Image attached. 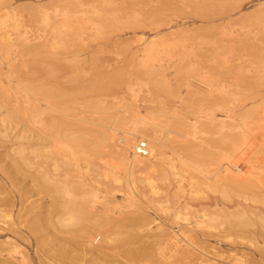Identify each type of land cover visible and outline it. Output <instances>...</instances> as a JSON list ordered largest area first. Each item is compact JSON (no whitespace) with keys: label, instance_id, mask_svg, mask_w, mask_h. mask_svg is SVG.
I'll return each mask as SVG.
<instances>
[{"label":"rangeland","instance_id":"obj_1","mask_svg":"<svg viewBox=\"0 0 264 264\" xmlns=\"http://www.w3.org/2000/svg\"><path fill=\"white\" fill-rule=\"evenodd\" d=\"M198 88L203 121L178 138L174 107ZM34 89L53 93L45 98ZM32 103L38 115H25ZM50 122L57 129L49 133L43 125ZM228 132L240 134L238 147L220 138ZM100 135L109 146L72 139ZM226 159L230 167L258 168L255 181L262 183L247 194L230 188L229 198L212 191L208 182L214 185ZM263 174L264 0H0V264L129 263L117 240L86 236L74 225V214L55 196L59 188L88 200L91 215L82 226L105 214L145 213L152 223L139 229V247L176 233L158 253L187 244L172 213L189 192L192 209L217 199L234 206L236 233L205 243L204 263L264 264V221L253 216L250 227L234 228L237 207L264 212V202L255 200L264 199ZM93 242L111 256L95 260Z\"/></svg>","mask_w":264,"mask_h":264},{"label":"bare ground","instance_id":"obj_2","mask_svg":"<svg viewBox=\"0 0 264 264\" xmlns=\"http://www.w3.org/2000/svg\"><path fill=\"white\" fill-rule=\"evenodd\" d=\"M39 49L40 48H35L34 50H32V49L28 48L27 51H29V52L33 51V52L38 53ZM196 82L198 83V81H195V83ZM199 83L202 84L203 82L200 81ZM200 84H198V85L196 84V85L200 87ZM204 85H206V83H204ZM207 86L208 85H206V87ZM193 87H192V89H194ZM211 87H208L207 89L209 90V88H211ZM207 89L205 88V90H207ZM214 89H215V87H214ZM33 91L36 94H41L45 98H51L52 93H53L52 90H44V89H42V90L34 89ZM200 91L198 88V90L196 89V91L194 90V92L191 91L189 95L184 96L185 95L184 94L180 98H178L179 102L174 107V115H173L174 124H172L173 126H175V127H173V128H175V130H172V131H174L175 136L178 138L182 139V138H185L186 135L188 136L189 135L188 133L190 132V131L188 132V130L195 128L196 125H198L199 123H201V121H203V120H201L203 111L201 110L202 100L199 97V95H201ZM209 92L212 94L211 90ZM219 92L221 94L220 90H219ZM204 93H206V92H204ZM213 94H215V93H213ZM213 94H212V97H214ZM227 94H228V92L225 93L224 96L227 98V101H228V99H230V98L227 96ZM178 96H176V97H178ZM202 96H205V95H202ZM207 96L211 97V95L210 96L207 95ZM216 96H218V93H216ZM221 97H222V95H221ZM223 97H222V100L224 99L226 101V98L225 97L223 98ZM74 99L75 98H73L72 101ZM218 99H219V96H218ZM37 101H38V99H37ZM216 101H217V99H216ZM22 110L23 111H21V108H20V111L18 110V112H19L20 116L23 117L21 112H24L25 108ZM29 111L38 115V113L40 111L39 105L38 104L34 105L32 103V106L30 107V109L28 108V111L25 112V115L27 114V112L29 113ZM31 112L29 114H31ZM244 112L245 111H243V113H242L243 117H244V115L247 116L246 114H244ZM14 113H17V110ZM13 114L10 112V114L8 113V116L12 119L14 117L16 118V116H18L16 114H14L15 116H12ZM229 115H232V114L229 113ZM229 115H228V117H229ZM236 115L239 116L238 113ZM20 116H18V118H20ZM15 118L13 120H15ZM206 119L212 123H216V120H217V119H215V114H212V113L207 114ZM173 121H171V123H173ZM205 122H203V123H205ZM208 122H207V125L210 124V123L208 124ZM248 122H249V120H248ZM233 125H235V124H233ZM254 125H252V126H254ZM43 128L48 130V132L50 133V132H53L55 129H57V124H55L54 122H50V124H48L47 126H46V124H44ZM233 128H235V127L233 126ZM152 131H154V130L152 129ZM230 134H231L230 132L222 134L220 138L223 139L224 143L230 144L229 146L233 149V148H235V146H237L236 144L238 143V138H239L240 134L238 135V134H235L234 132H233V134H235V135H233V134L230 135ZM236 135H238V137ZM173 138H175V137H173ZM72 139H74L75 141H78L79 144H81V145H93L96 148H100L102 145L109 146L111 143V140L107 136L104 137L102 135L97 136L94 139L89 138L88 136L87 137L86 136H72ZM174 142H176V141H174ZM114 145H115L114 149H118V145L117 144H114ZM141 149H143V148H141ZM259 149L260 150H258V151H263V150H261V148H259ZM120 151L122 152L124 157L128 154V148L121 149ZM144 151L147 152L149 150L144 149ZM159 155H161V154H159ZM137 161L142 162L143 160L140 158V156H138ZM226 161H227V163L224 164V168L221 166L223 169L221 168L222 170L220 172L218 171L219 173L217 174L216 178L212 181V182H215L214 185L216 184V182H218V180H222L223 183H220V181H219V183H218L219 185L217 184L214 186L208 182L209 188L212 191L213 190L219 191V192L221 191L220 193L222 195H224L223 197H227V198H229V195L231 193L230 188L236 189L237 192L239 190H241V191L250 190L251 188H252L251 190L255 191L254 190L255 187L252 185H254V183L260 184V182H261L260 180H259L260 181L259 183H257L255 181L256 180L255 178H258L256 176L259 175L258 174L259 172H255L254 169L256 170L258 168L250 166L248 168V170H244L243 167L242 168L238 167L239 165L236 166L237 164L236 165L234 164L235 167H230V162L227 159H226ZM250 161H252V160L250 159ZM245 163H247V161ZM255 173H257V175H255ZM166 177H167V175L163 176V178H166ZM243 182H244V184H243ZM210 186H212V187H210ZM253 187H254V189H253ZM234 192H235V190H234ZM233 193H231V194H233ZM239 193H241V192H239ZM244 193L247 194V192H244ZM249 193H250V191H249ZM153 194L154 195L159 194V192H157V189L155 190V192H153ZM189 194H188V196L190 198H185L181 204L174 206V208H173L174 211L172 213L173 214V216H172L173 221L176 223L179 222L180 224H183L182 230L186 236L185 241L187 244H185V245H179V244L174 245L173 244L174 246H172V248H170L171 249L170 253H164V252L158 253L157 249L161 248V246H159L161 244L160 242L169 243V242L173 241V239H175V238L177 240V236H176V233H174V232L162 233L161 236L160 235L158 236L160 238V240H159V242L156 243V245L148 246L147 248L139 247L138 243L140 241H142V237H141L139 229L148 227L152 223L145 213L137 214V215H130V216H122L118 219H116L111 214H105L102 219L95 221V222L92 221L91 223H89V225H86V226L83 225L82 226L83 221L88 219V217H90V215H91L90 213L87 214V211H85V208L88 204V200L85 198L79 199L74 195L73 192H70L68 190H64L62 188L55 190L56 198H59L61 201V208H63V209L67 208V210L72 211V213L74 214L72 217V219L74 220V225L78 226L80 228V230H83L85 232L86 236L89 235V237H90L92 232H97L99 235L105 234L106 239L108 238V239L117 240L118 244L122 248H124V250H123L124 254H122L121 256L122 257H123V255L126 256V257L125 256L124 257L129 261L128 264H140V263L143 264L144 259H145V264H147L148 262L150 264H153V262H156L159 258H163L164 260H165V258L167 259V260H165L166 263L162 262L163 261V259H162L161 262L163 264H187L189 261H192V262L194 261L195 264H205L204 263L206 261L205 260V254L203 253V251H201L202 249H206V248H204L205 243L209 242L212 238H219V239L225 240V238L227 237V235H225V234L230 233L229 230L231 231V233H232V231L234 232V230H231V229H233V227H231L232 224L230 225V210L234 206L232 208H228L220 199L221 200L220 202H222L221 204H223V207H221V206H219L218 200L213 198L212 203L209 204V206H207V207L201 206V208L192 209V205H191L192 197L191 196H193L192 194H194V193L189 192ZM262 198H264V197H262ZM178 199H181V198H178ZM218 199H219V197H218ZM255 200H257V201L259 200L258 203L264 202V199H261V197L259 198V196ZM154 202H156V204H159L160 200H158V198H155ZM234 204H235V202H234ZM237 204L238 203H236V205ZM242 204H244V206H247L246 203L242 202ZM261 204H264V203H261ZM238 206H240V205H238ZM252 207L251 208H249V206L248 207H240V208L237 207L238 210L237 209L236 210L238 212L236 211L237 215L236 216L234 215L235 220L233 219L234 222H236L235 227H234L235 229L240 230V229H242V227L245 228L249 224L251 225V218L253 216H255L254 218H256V219L259 218V219L264 221V212L257 211V210L255 211L254 208H252ZM258 207H256V209ZM262 208L264 209V207H262ZM232 210H235V209H232ZM256 221H258V219ZM224 223L228 224L229 229L224 228L222 226V225H224ZM259 224H260V222H259ZM250 225H249V227H250ZM253 225L251 226V228L253 227ZM107 226H110L109 229H106ZM261 226H263V224H261ZM230 227H231V229H230ZM246 230L247 229H245V231ZM248 232H249V230H248ZM234 233H236V232H234ZM261 233H263V232H261ZM250 234H251L252 238H255V239L258 238L256 233L252 234V232H251ZM175 241H173V243ZM163 245L165 246V243ZM163 245H162V248H163ZM89 247L90 248L93 247V249L89 250V251L94 256V259L97 260L98 262H99V259L103 255H104L103 257L106 256V258L111 256V253L104 246L94 247V242H93V243H89ZM205 247H207V246H205ZM109 248H111V247H109ZM117 248H118V246H117ZM117 248L115 247L113 250H115ZM160 250H164V249H160ZM263 251H264V249L262 250V253H260L262 259H264V252ZM146 260H147V263H146ZM124 262H125V260H124ZM247 264H249V263H247Z\"/></svg>","mask_w":264,"mask_h":264}]
</instances>
